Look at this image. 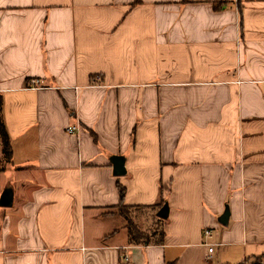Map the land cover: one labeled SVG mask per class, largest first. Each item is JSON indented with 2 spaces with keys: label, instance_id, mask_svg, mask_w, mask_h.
Listing matches in <instances>:
<instances>
[{
  "label": "crops",
  "instance_id": "obj_1",
  "mask_svg": "<svg viewBox=\"0 0 264 264\" xmlns=\"http://www.w3.org/2000/svg\"><path fill=\"white\" fill-rule=\"evenodd\" d=\"M0 96V264H264V0H0Z\"/></svg>",
  "mask_w": 264,
  "mask_h": 264
},
{
  "label": "trees",
  "instance_id": "obj_2",
  "mask_svg": "<svg viewBox=\"0 0 264 264\" xmlns=\"http://www.w3.org/2000/svg\"><path fill=\"white\" fill-rule=\"evenodd\" d=\"M137 3L139 0H136ZM4 110V101L2 97L0 96V145L2 147V157L5 162H11L12 161V155H13V148L10 141V134L7 130V126L5 123V115L3 114ZM124 195V188L120 187V196L123 197ZM135 209L132 207H128L124 204H120L118 206V211L120 214H122L125 226L128 228L129 232V242L132 244H145L150 243V234L143 228L139 226V224L134 220L133 211ZM171 264V263H169Z\"/></svg>",
  "mask_w": 264,
  "mask_h": 264
},
{
  "label": "water",
  "instance_id": "obj_3",
  "mask_svg": "<svg viewBox=\"0 0 264 264\" xmlns=\"http://www.w3.org/2000/svg\"><path fill=\"white\" fill-rule=\"evenodd\" d=\"M124 163L125 159L121 156L115 157L114 158V170L115 173L119 176L125 172L124 170ZM13 197L14 193L11 188L6 189L1 196L0 203L1 205L9 206L12 205L13 203ZM158 217L160 219H166L169 217L170 212H169V204L166 202L164 205L160 208V210L157 212ZM230 216V210L228 208L225 209V212L223 213L222 217L220 218V222L223 224H226L228 222Z\"/></svg>",
  "mask_w": 264,
  "mask_h": 264
},
{
  "label": "built area",
  "instance_id": "obj_4",
  "mask_svg": "<svg viewBox=\"0 0 264 264\" xmlns=\"http://www.w3.org/2000/svg\"><path fill=\"white\" fill-rule=\"evenodd\" d=\"M78 129V127L73 126L69 129L70 133H74L76 130ZM211 235V229H205L204 230V236L207 238ZM207 246H209V252L213 251V243H206Z\"/></svg>",
  "mask_w": 264,
  "mask_h": 264
},
{
  "label": "rangeland",
  "instance_id": "obj_5",
  "mask_svg": "<svg viewBox=\"0 0 264 264\" xmlns=\"http://www.w3.org/2000/svg\"><path fill=\"white\" fill-rule=\"evenodd\" d=\"M133 213V212H132ZM133 215H134V213H133ZM147 218H148V216H143V215H141L140 216V219H139V222H140V224L142 225V227L144 228V229H148V227H152L151 226V223L149 224V221H147ZM152 229V228H151Z\"/></svg>",
  "mask_w": 264,
  "mask_h": 264
}]
</instances>
